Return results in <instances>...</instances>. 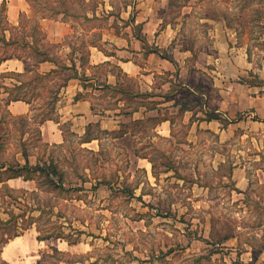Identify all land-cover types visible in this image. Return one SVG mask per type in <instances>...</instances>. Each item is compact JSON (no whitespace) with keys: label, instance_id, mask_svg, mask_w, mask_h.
<instances>
[{"label":"rangeland","instance_id":"rangeland-1","mask_svg":"<svg viewBox=\"0 0 264 264\" xmlns=\"http://www.w3.org/2000/svg\"><path fill=\"white\" fill-rule=\"evenodd\" d=\"M34 1L83 28L111 24L115 39L141 38L136 22L150 14L155 37L165 36L157 54L174 72L149 85L116 65L87 66L67 82L40 74L32 56L21 78L2 79L0 180L24 152L61 175L65 191L43 174L0 182V249L27 234L34 260L18 264L264 263V0H109L112 16L84 21L99 0ZM24 22L38 34L36 20ZM222 23L225 43L214 37ZM98 37L78 35L73 56L85 61ZM14 95L30 99L27 113L10 112ZM46 122L58 142L44 137Z\"/></svg>","mask_w":264,"mask_h":264},{"label":"crops","instance_id":"crops-1","mask_svg":"<svg viewBox=\"0 0 264 264\" xmlns=\"http://www.w3.org/2000/svg\"><path fill=\"white\" fill-rule=\"evenodd\" d=\"M82 1L86 5L93 3V0ZM34 3H36L34 0H0V7L5 5L3 18L5 25L0 24V58L5 55H21L18 54L20 52L16 53V50L17 48L18 50L20 49L22 43H25L27 48L25 50H20L30 54L27 55V57L23 56L22 58H18V56H12L11 58L2 60L0 62V76L2 74H26L29 71V61L32 56L36 58V69L40 74L46 76L49 74L52 75L55 72L60 75H64L65 73L68 75V77L65 78L67 82L78 80L79 77L82 76L81 72H83V69H87L89 66L97 68L103 65H116L126 78L130 79L139 76L149 85L155 83L158 74L163 72L162 70L174 72V65L161 59L157 54L159 52L156 48H160V46L163 47L165 36L155 37L153 28L155 29L154 26L156 23L153 26L154 22L148 18L150 14L141 17L140 14L145 13L139 10L141 19L136 22V25H141L143 32L141 38L131 35L130 39H125L124 37L115 39L114 36L109 33L111 24L108 27L94 25L89 28H83L79 23L74 24L72 21H69L72 18H77L76 16H70L64 10H60L52 16L46 15L42 13L43 7L42 9L34 10ZM51 10L52 9H49V11ZM112 10L109 0H99L98 3H94V11H87L80 19L84 21L85 18L88 19L92 16L98 18L101 17V15L109 17V15L112 16L114 14ZM122 11L128 12L127 15L130 16L129 6H127V9L123 8ZM131 19L132 17L130 16L128 21ZM25 20H36L34 29L38 31V34L34 33L35 35H32L27 33V31L30 32V26L25 24ZM226 30L227 27L224 23L220 25V29L219 27L215 29L216 35L214 34V37L217 39V42H226V35L231 34L225 33ZM83 32L87 33V35L102 32V37L94 39V44L86 43L88 48L87 57L85 59L86 62L82 59H77L75 55L73 56L76 49L72 40L77 39V36ZM45 44L55 46V51L53 53L48 52L44 48ZM151 47H154V49ZM38 53H42L43 56H40ZM45 57L47 58L46 61H44ZM166 63L169 66L166 65ZM108 83L109 82H107V84ZM111 84L114 85V81ZM149 87L151 89V86ZM11 104L12 106L14 105V107L12 109L10 105L9 110L14 115L25 114L28 112L29 107H31V103L28 104L24 101H16ZM83 104L84 103H80V105H76V107L80 108V106H84ZM43 126L46 130V133L43 135L44 137L46 135L47 141L58 142V134L56 130L53 129V125L46 122ZM17 179L20 178L10 179L4 183L10 184ZM21 180L23 183L29 182L24 181L22 178ZM28 236L29 235L26 234L8 240L0 249V259L8 264H18L19 259L25 257L28 253L30 260H34V257L31 256L33 250L28 251L27 249H29V247H26L24 242L21 241L23 239L29 240L30 238H27ZM248 261L251 264L253 259H248ZM20 264H33V261L31 263H29V261H22Z\"/></svg>","mask_w":264,"mask_h":264},{"label":"trees","instance_id":"trees-1","mask_svg":"<svg viewBox=\"0 0 264 264\" xmlns=\"http://www.w3.org/2000/svg\"><path fill=\"white\" fill-rule=\"evenodd\" d=\"M188 1H190V0H185V3H188ZM4 12H5V5L0 7V24H2V25H5V21H3ZM26 48L27 47H26L25 43H22L20 45V49L25 50ZM38 54L40 56H43L42 53H38ZM12 56H18V58L23 57L21 55H16V54L5 55L2 57L3 59L0 58V62L2 60H6L7 58H11ZM46 60H47V58L45 57L44 61H46ZM10 76H15V77L21 78V75H19V74H2L0 76V82L2 81V79L6 78V77H10ZM261 84H264V82H262ZM20 85H22V84L20 83ZM16 101H24L28 104L31 103L29 98L26 99L25 97H22L20 95H14V96H11L10 99L7 100V104L9 105L10 102H16ZM22 156L25 160L24 165L23 166L18 165L17 169L8 168L7 170H9V172L12 171V176L8 177L6 181H8L10 179H15V178H22L24 181H36V179H35L36 175L42 176V174H43L45 179H46L47 185L50 186L53 189V191H57L58 194H61L65 191L64 183L62 181V177L55 170L42 169V167L39 163L32 166L29 164L28 157L24 152H22ZM4 168H5V166L0 164V170L4 169ZM7 170H5V171H7ZM0 182L3 183L4 181L0 180ZM0 223H1V220H0ZM2 225H4V224H2ZM37 231H38V233L41 234V229H37ZM40 234L37 237L38 241H46V240H50L51 238H58V239L63 238L62 234H59V235H53V234L52 235L51 234L40 235ZM225 240H227V239H225Z\"/></svg>","mask_w":264,"mask_h":264}]
</instances>
